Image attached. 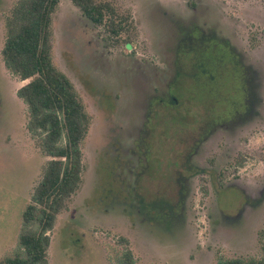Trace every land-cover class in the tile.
Masks as SVG:
<instances>
[{
  "label": "rangeland",
  "instance_id": "obj_1",
  "mask_svg": "<svg viewBox=\"0 0 264 264\" xmlns=\"http://www.w3.org/2000/svg\"><path fill=\"white\" fill-rule=\"evenodd\" d=\"M15 1L0 0V50L4 20ZM108 1L132 16L129 47L110 41L102 26L70 0H60L53 13L52 62L74 85L90 122L82 144L81 183L48 232V264H117L125 249L135 264H216L219 257H260L264 0ZM167 15L194 19L227 37L254 69L259 100L245 119L229 120L235 108L242 109L244 93L226 53L217 47L209 52L222 58L210 66L217 80L184 78L173 90L176 104L154 106L143 140L148 153L136 167L131 152L147 98L165 89L172 63L173 27ZM184 63L188 68L189 58ZM27 81L5 68L0 53V260L18 250L22 212L49 158L27 131L26 105L16 95ZM209 119L227 120L199 139ZM197 140L191 163L205 171L188 178L183 206L176 179ZM161 199L176 208L164 222L151 207ZM147 210L155 217H146Z\"/></svg>",
  "mask_w": 264,
  "mask_h": 264
},
{
  "label": "trees",
  "instance_id": "obj_2",
  "mask_svg": "<svg viewBox=\"0 0 264 264\" xmlns=\"http://www.w3.org/2000/svg\"><path fill=\"white\" fill-rule=\"evenodd\" d=\"M59 1L17 0L4 20L5 36L0 50L1 58L12 75L19 80H28L16 90V95L26 105L27 131L40 152L49 158L42 166L30 202L22 212L18 250L12 256L2 258L0 264H48V232L53 228L58 213L66 208L79 188L82 179V144L88 132L90 118L70 79L52 62V18ZM70 1L90 22L102 26L110 41L127 47L132 45L135 28L129 11L119 10L108 0ZM167 17L173 27L172 63L165 89L156 91L147 98L145 120L139 127L131 152L133 156H137L136 167L141 159L145 160L148 153L149 145L143 140L145 138L146 141L149 134L147 125L154 106L163 102L176 104L173 90L184 78L191 80L203 76L208 80H217V72L212 73L210 66L222 58L209 53L217 47L226 53L230 70L240 79L241 91L244 93L242 109L235 108L229 120L245 119L259 100L255 91L254 69L244 62L240 51L227 37L219 35L213 28L199 25L194 19L186 21L173 15ZM187 58L188 68L184 63ZM226 120L209 119L202 126L199 139L209 135ZM198 141L188 150L182 163V171L178 172L176 179L178 202L183 206L189 191L188 178L205 171L191 163ZM242 160L243 157L237 158V163L241 164ZM140 175L138 172L137 176ZM160 201L156 206L151 204V207L160 211L159 219L164 222L172 217L176 208L165 199ZM144 213L146 217H155L149 210ZM117 264H135L129 249H125L117 258ZM216 264H264V253L260 257H219Z\"/></svg>",
  "mask_w": 264,
  "mask_h": 264
}]
</instances>
